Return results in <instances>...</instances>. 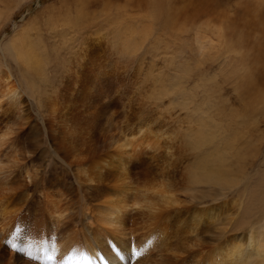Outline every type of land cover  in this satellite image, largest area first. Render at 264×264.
Here are the masks:
<instances>
[{
  "label": "rangeland",
  "instance_id": "obj_1",
  "mask_svg": "<svg viewBox=\"0 0 264 264\" xmlns=\"http://www.w3.org/2000/svg\"><path fill=\"white\" fill-rule=\"evenodd\" d=\"M0 13V80L17 87L0 102V159L20 198L0 264L91 262L68 257L87 255L81 228L101 225L84 207L109 198L117 158L168 193L159 210L130 201L111 228L129 264H206L235 238H264V0H0ZM19 38L32 55L7 51ZM193 210L206 216L198 238Z\"/></svg>",
  "mask_w": 264,
  "mask_h": 264
},
{
  "label": "bare ground",
  "instance_id": "obj_2",
  "mask_svg": "<svg viewBox=\"0 0 264 264\" xmlns=\"http://www.w3.org/2000/svg\"><path fill=\"white\" fill-rule=\"evenodd\" d=\"M1 17H2V13H0V20H1ZM7 51L11 52V54L15 58L23 57L24 53L27 51L31 55L33 54L30 47L26 48V40H22V38L21 40L19 38L18 44L10 43L7 48ZM9 77L10 76L8 75L6 79L3 78L2 80H0V102L1 100H3L5 96H11L17 90L16 85L12 84V82L9 80ZM6 130H7L6 134L4 135L0 134V145H2L4 137L9 133V131H11L9 128H6ZM135 138L136 136H133L131 134L121 135L117 139L119 143L117 142V144H115L117 145L116 151L120 148H123L130 141L135 140ZM122 140H123V143H120V141ZM111 152H113V153H110L111 158L116 159L113 156L115 154V150H112ZM116 160H119V164L122 166L121 168L123 169H121L122 171H120L119 173L116 172L115 175H113L112 179L116 183H113V185L109 183L111 185L107 189V191H109V198L105 200L103 203L93 204L91 206L84 207L85 208L84 216H89L90 213L93 212V214L91 215L93 216L92 219H94V223L96 224L100 223L101 225V226H98V228H95V225L93 226L92 223L90 224L88 223V224H84L83 228H81L83 229L82 232H84V234H82V241L88 250L86 254L90 257L89 260L94 264H129L130 263L129 252L133 250L131 248L132 246L130 247L131 244L129 245L127 241L125 240V238L124 240L121 239L120 235L122 234H119L118 231L116 230L114 231L111 228L116 227L115 229H118V227L121 225L120 219H122V216H123V214L121 215V213L125 212V209L129 207L128 204L130 201L131 202L133 201V203L131 202L130 203L133 204L134 206L139 205V207L141 208L146 206L150 209L153 208L155 210H159L157 208H159L160 205H162V203H165L166 197L168 194L167 189L164 188V183L162 181L158 182V180L154 177L149 178L148 180H136L135 181L136 178L134 179V175L136 173L135 171H136V167H138V164L137 162H135L134 159L125 160L123 158H117ZM1 161L2 160L0 159V234H2L3 232L5 235L11 236V233H8V234L5 233L7 230L6 227L9 226L8 222H10L11 220L13 221L14 214H16V212L18 211V208L11 207V205L12 204L17 205L19 203L20 198L17 197L19 194L17 191L18 188L16 187L15 183L11 185L6 184V179H8L9 177L5 175L3 176V173L9 167V165ZM103 164L105 165L108 164L106 159L103 160ZM94 168H97V164L94 166ZM96 174L99 177L102 176L100 172H96ZM99 177L97 179H99ZM122 181H125V182L134 181V182H130V184L127 186L126 185L124 186L116 185L117 183H120ZM103 192H102V196H104L105 194V193L103 194ZM23 195L24 194H22L21 196L23 197ZM45 199L47 201V206H46V209L48 212L47 216L49 218H53L50 224L52 223L53 225L52 229H54L55 231L57 219H54V218H56L57 216L56 214L60 209L59 205L55 204V199H58V196L57 195L52 196L50 195V193L47 192V194H45ZM146 215L148 219H152V218L154 219V216L156 217L157 215H160V213L158 214L157 212H154L151 210L149 213H146ZM191 217L192 218H191L190 224L192 225L189 226L190 228L189 231H191V233L194 232L196 235V238H198L200 236L199 230L201 227H203V223L206 220V216L203 212H194ZM214 217L215 215H213L212 218ZM164 224H165V221H164ZM169 224L167 223V226ZM200 224L202 226H200ZM179 230L180 229H178L177 232H179ZM164 231L166 232L165 229L162 230V232ZM113 232H116L117 234ZM262 235L264 237V231L262 232ZM63 238L58 237L52 240V237H51L49 240L46 241L47 248L51 251L63 252L65 249H63L62 246L66 242L64 243L59 242V241H62ZM110 240H114V242H112L111 244H107L108 241L111 242ZM192 240H194L193 237L191 238V241ZM247 241H248V244H247ZM253 243H254L253 233H251L249 237L246 238L245 242H244V239L235 238L233 242L230 244L232 246L230 247L228 254L225 255L227 260L224 259L225 257L221 258L219 254H216L217 258H215V252H218V251H216V249L214 248L211 250V252H208L209 253L207 255L208 258L205 263L206 264H217L219 261H228L230 264H264V238L259 240L258 244L256 245H254L255 243L254 244ZM178 246L180 247V249H183V250L190 247V245L185 246L183 242L182 244ZM252 248L254 250V257L257 255V258L254 260L249 259V253ZM91 262L89 263L87 262V264H90Z\"/></svg>",
  "mask_w": 264,
  "mask_h": 264
},
{
  "label": "snow or ice",
  "instance_id": "obj_3",
  "mask_svg": "<svg viewBox=\"0 0 264 264\" xmlns=\"http://www.w3.org/2000/svg\"><path fill=\"white\" fill-rule=\"evenodd\" d=\"M13 247H15V245H13ZM136 255H140V253L137 252ZM77 258H79V259H83V260H88V259H90V257H89L88 255H81V256H79V257H77V256H75V255H70V256L68 257V260L71 261V260H74V259H77ZM48 259H51V257H48Z\"/></svg>",
  "mask_w": 264,
  "mask_h": 264
}]
</instances>
